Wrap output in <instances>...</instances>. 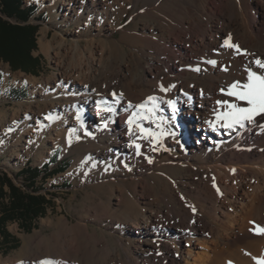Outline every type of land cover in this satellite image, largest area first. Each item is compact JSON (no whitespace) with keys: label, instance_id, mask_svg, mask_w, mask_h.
I'll return each mask as SVG.
<instances>
[{"label":"rangeland","instance_id":"rangeland-1","mask_svg":"<svg viewBox=\"0 0 264 264\" xmlns=\"http://www.w3.org/2000/svg\"><path fill=\"white\" fill-rule=\"evenodd\" d=\"M25 2L36 4L44 16V20H34L40 24L34 54L42 56V67L34 75L14 71L0 60V171L14 177L29 161L43 166L54 154L58 161L68 160L70 166L44 181V191L56 195L55 208L39 219L37 228L26 233L17 223L10 225V230L21 238V245L9 254L0 253V264H41L46 260L55 264H158L166 256L171 258L174 247L165 241L152 251L138 249L141 243L134 234V219L142 220L154 209L165 214L173 206L184 208V203L176 199L180 194L188 196L190 203H201V164L209 162L212 154L219 160L229 143L223 150L200 154L193 135L198 131L199 118L187 120L186 108L177 105L173 113L168 102L174 101L172 97L181 89H197L203 90L200 97L205 102L219 98L246 106L227 95L232 79L242 72L238 67L232 76L229 67L230 59L239 55V47L228 51L227 35L222 38L224 44L216 48L204 47L192 40V35L198 31L201 38L206 27L201 21L202 12L209 17L210 25L227 24L235 9L245 8L248 2L255 6L256 0ZM110 3L113 6L109 9ZM106 8L109 13H103ZM259 10V18L264 21L263 9ZM93 11L100 12V17L89 21L88 14ZM41 32L47 33L53 44L56 37L67 41L60 47L43 50L39 44ZM77 40L80 48L74 46ZM245 47L264 58V38ZM57 53L64 55L62 67L71 65L73 56L80 55L85 61L84 70L91 67L87 71L88 84H84L101 97L110 99L115 93V97L134 100L130 101L133 109L129 116L137 111L135 105L150 96L157 97L156 116L164 117L159 121L161 128H157L154 118L141 117L136 123L155 132L162 130L164 135L153 143L151 137L144 139L135 131L134 123L133 137L116 140L113 133L122 115L119 106H115L114 115L104 111L101 120L91 113V107L87 108L89 112H80L79 106L69 110L67 124L64 116L58 119L65 106L72 104L70 92L74 85L69 84L63 95L53 93L59 67ZM250 68L264 75V69L257 65L251 64ZM241 81L247 82L246 74ZM146 107L154 105L148 102ZM77 115L80 119L74 121ZM144 115L150 114L145 110ZM208 115L215 121L214 112ZM256 119L263 123L264 115ZM91 124L97 126L92 129ZM70 128H74L72 135L68 134ZM135 144L141 146L139 150ZM260 202L254 219L239 232L234 244L248 239L246 243L256 244L258 253L264 251V198ZM178 246L179 259L184 264L187 257L189 264L200 263L197 257L204 250L212 253V246L205 248L198 243L189 256L186 241ZM224 255L228 256V252Z\"/></svg>","mask_w":264,"mask_h":264},{"label":"bare ground","instance_id":"bare-ground-1","mask_svg":"<svg viewBox=\"0 0 264 264\" xmlns=\"http://www.w3.org/2000/svg\"><path fill=\"white\" fill-rule=\"evenodd\" d=\"M256 2L255 6L248 2L245 8L239 6L240 8L235 9L227 24L220 22L214 26L210 25L209 17L202 12L203 19L201 21L206 27L203 28L201 38H199L198 31L192 35V40H198L197 42L205 45L204 47H218L223 43V37L226 35L228 36H226L228 51L238 49L233 45L239 47V55L235 54L230 59L229 67L232 76L238 67L242 69V72L237 73L238 77L232 79V84L236 81L245 83L241 81V77L244 74L248 76L247 69L250 68L251 64H254L255 60L260 59L264 62L262 55L245 47L264 38V21L259 18L258 14L259 8L263 9L264 14V0H256ZM64 4H68V2L64 1ZM112 6L113 4L110 3L109 9ZM106 10L103 13H109V10ZM99 13L95 11L93 14H88L89 21L98 20ZM55 39L56 42L53 44L54 40L51 42L47 39V33L41 32L39 37L41 49L48 51L53 46L59 45L60 47L67 41L65 37H61L59 40L57 37ZM74 46L80 48L79 40ZM59 54L56 55L59 67L56 72L57 79L53 93L61 94L62 92L63 95L69 84L74 85V88L70 92V95L73 96L71 106H65V110L59 114L58 119H62L64 116L67 124L69 110L72 111L79 106L80 112L85 110L89 112L91 110H87V108L91 107V113L101 120L104 113L102 109L105 105L100 107L97 105L101 100H107L110 105L114 104L121 107L122 111L119 125L113 133L114 138L121 141L124 137H129V139L133 137L134 134L130 136L128 133L127 120L133 109V107H129V104L133 106L134 100L125 99L122 96H112L110 99L101 97L97 91L95 93L88 85L84 84L90 79L87 71L91 70V67L84 70L86 68L84 59L80 55H75L71 65L62 67V63L66 61L64 55L58 56ZM231 83L229 85H232ZM211 89L213 88L211 87ZM202 91L196 89L184 92L181 89L172 99L177 107L186 108L184 112L189 114L187 120L193 117L199 118L198 131L193 135L200 154L205 156L209 152L215 153L217 148L223 150L226 142L229 143V146L224 147L219 160L212 154L210 159L208 158L209 162L201 164L204 172L202 178L204 180L201 182V203H190L188 196L180 194V197L176 199H180L184 203V208L178 209L173 206V209L165 214L154 209L147 213L142 220L137 217L134 219V234L139 237V243H141L138 249L141 248L145 252L154 249L162 241L168 244L172 243V247H174L173 256L171 258H166V256L158 264H184L179 259L181 250L178 246L184 240L189 246L187 251L189 256L192 254V247L195 244L205 245V248L212 246V253L204 250V253L203 251L202 253L199 252L198 257L196 256L201 258L200 263L194 261L190 264H264V251L262 249L263 253L262 251L258 253L256 244L246 243L249 242L247 239L242 240L243 243L240 245H234L239 232L248 227L254 219L259 202L264 198V122L259 123V120L255 118L254 122H246L244 127L237 126L233 129H225L221 127V124L224 123L221 121L217 124L216 130H213L208 123L211 120L208 114L214 110L223 112L225 109L216 104L219 98L205 102L200 97ZM117 97H121L118 103L116 102ZM77 120L76 117L74 121ZM71 124L75 126L76 122H71ZM90 126L94 129L97 125L91 124ZM73 132L74 128H70L68 134L72 135ZM192 151L194 152L195 149L193 148ZM186 163L187 165L190 164L189 162ZM212 175L214 177H211ZM139 212L141 213V211ZM227 252L228 256L224 255ZM181 254L183 259L186 258L184 251ZM189 262V257H187L185 264H189Z\"/></svg>","mask_w":264,"mask_h":264},{"label":"trees","instance_id":"trees-1","mask_svg":"<svg viewBox=\"0 0 264 264\" xmlns=\"http://www.w3.org/2000/svg\"><path fill=\"white\" fill-rule=\"evenodd\" d=\"M34 20H44L36 4L0 0V60L10 64L14 71L38 75L42 56L35 55L34 51L38 49L40 24ZM57 158L54 154L43 166H32L29 161L14 173L22 184L0 171V253L9 254L21 245L20 238L9 230L10 223L18 222L21 230L30 233L38 227L39 219L55 208L56 195L44 191V181L70 166L68 160Z\"/></svg>","mask_w":264,"mask_h":264},{"label":"snow or ice","instance_id":"snow-or-ice-1","mask_svg":"<svg viewBox=\"0 0 264 264\" xmlns=\"http://www.w3.org/2000/svg\"><path fill=\"white\" fill-rule=\"evenodd\" d=\"M227 44V41H225ZM233 47H237L233 45ZM208 63L215 64L216 61H208ZM254 64L257 65L260 69H264V62H262L260 59H257L254 61ZM197 71H200L199 68L196 69ZM248 76H247V82L241 83L240 81L234 82L227 90V95L230 97H234L237 101L245 102L246 106H241V104L236 102H230L229 100H218L216 101L217 105L222 106L225 110L223 112L214 110L215 115V121H208L210 127L213 128V130H216L217 124H219L221 121L224 123L221 124V127H224L225 129H233L237 126L244 127L246 122L251 123L254 122L255 118L257 116L264 115V75L258 74V72L253 71L252 68L247 69ZM164 91H167V89H163ZM221 92H224V89H221ZM116 94L113 93V96ZM121 97H117L116 102H119V99ZM158 100L155 96H150L147 98L146 101L139 105H135L134 107L137 109V111L132 112V114L128 117L127 123H128V133L129 135L134 134L133 130V124L135 123V131L141 133L142 137L144 139H148L149 137L152 138V142L156 143L158 137L164 135V132L161 130L160 132H155L151 128H145L140 123H136V121L143 117V119H150L154 118V122H156L157 128H161V124L159 121H162L164 117H158L155 113V108L158 107L156 104V101ZM148 102H152L154 105L153 108H147ZM173 110V113L176 111V105L174 101L168 102ZM101 105H108L107 100H101L98 102V107ZM129 107H133L131 104H129ZM105 112H108L110 114H115L116 108L115 105H108L107 107H104L102 109ZM147 111L150 115H144V111ZM112 117L109 116V119ZM77 119H80V116L77 115ZM90 134V133H89ZM131 146V145H130ZM135 147L137 150L141 147L139 144H135ZM151 162V161H149ZM193 211H195V208H193ZM262 233H264V229L261 230ZM41 264H55L54 261L46 260L42 261Z\"/></svg>","mask_w":264,"mask_h":264},{"label":"crops","instance_id":"crops-1","mask_svg":"<svg viewBox=\"0 0 264 264\" xmlns=\"http://www.w3.org/2000/svg\"><path fill=\"white\" fill-rule=\"evenodd\" d=\"M31 165H32V166H36V165H33L32 163H31ZM14 179H15V181L18 180V179L15 178V174H14ZM18 181L20 182V180H18ZM16 182H17V181H16ZM17 183H18V182H17ZM18 184H20V183H18ZM13 223H17V224L19 225L18 222H12V223L9 224V227H10V225L13 224ZM19 228H20V227H19ZM9 230H10V228H9ZM20 230H21V229H20ZM10 231H11L12 233H14L12 230H10ZM21 231H23V230H21ZM14 234H15L16 236L19 237V235H17L16 233H14ZM19 238H20V237H19ZM20 241H21V238H20Z\"/></svg>","mask_w":264,"mask_h":264}]
</instances>
